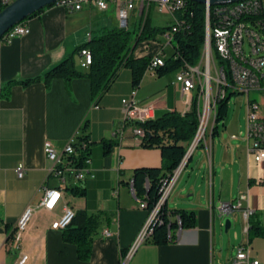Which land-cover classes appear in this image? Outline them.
I'll list each match as a JSON object with an SVG mask.
<instances>
[{
  "label": "crops",
  "instance_id": "obj_1",
  "mask_svg": "<svg viewBox=\"0 0 264 264\" xmlns=\"http://www.w3.org/2000/svg\"><path fill=\"white\" fill-rule=\"evenodd\" d=\"M59 5L55 3L25 20L30 27L28 35L0 44V264H14L22 253L29 256L27 264H120L149 215L140 207L131 186L133 171L160 168L162 156L157 149L142 147L132 126L123 138L115 136L124 118L122 100L133 91L131 71L124 73L128 68L121 70L98 102L91 98L86 78L73 79L69 88L63 79H54L49 86L42 81L26 87L15 83L42 77L73 54L79 67L78 47L105 30L119 28L114 6L106 11L93 5L68 11ZM140 21L133 13L130 29L137 30ZM165 38V43L158 38L138 43L133 56H154L163 51L167 57L172 43L168 34ZM147 77L144 75L136 98L142 104L154 105L155 118L166 112L184 114L190 110L176 76L165 85L155 82V88L148 87L144 81ZM10 83L14 84L5 98ZM215 125L213 118L206 139L182 165L165 203L170 210L193 211L196 226L181 230L175 243L157 246L145 240L129 264H233L237 249L243 245L249 246L252 259L264 264V237L249 242V218L245 216V210H253L251 217L264 226V163L258 166L248 156L246 116L228 115L213 133ZM78 131L86 133L93 143L92 175L81 184L86 190L83 197L72 194L71 189L81 186L72 179L62 186L49 175L51 163L44 153L46 140L63 150ZM103 139L115 142L108 155L104 154ZM20 164L25 169L23 178L16 173ZM47 187H60L63 192L53 211L38 207ZM241 195L246 196L242 208L220 218L221 205L236 203ZM27 206L36 211L17 249L9 237ZM67 206L75 212L99 215L87 261L79 258L75 243L65 241L63 230L51 228ZM227 220L230 228L226 237ZM106 230L111 233L109 237L104 236Z\"/></svg>",
  "mask_w": 264,
  "mask_h": 264
},
{
  "label": "built area",
  "instance_id": "obj_2",
  "mask_svg": "<svg viewBox=\"0 0 264 264\" xmlns=\"http://www.w3.org/2000/svg\"><path fill=\"white\" fill-rule=\"evenodd\" d=\"M13 0H0L1 6ZM95 6L99 10L106 11L110 6L116 9L119 28L128 29L131 26L133 13L140 18L144 10L150 6H157L159 12H167L171 16L176 9L183 7L181 0H61V7L68 11H80L86 6ZM178 24V22H177ZM177 31V26L173 27ZM30 33V27L17 26L14 32L0 44L10 43L16 37L26 36ZM171 41L170 36L168 35ZM81 60L79 67L88 70L92 64L93 56L88 48L80 52ZM165 55L159 51L151 56V61L146 69L145 75L156 77V69L163 66ZM176 82L182 85V92L190 109L196 104L199 126L196 137L189 147L192 154L199 143L206 139L212 117L217 114L218 102L227 95L244 94L247 96L246 112V142L248 156L256 165L264 163V2L244 6L243 10H235L234 7H220L219 11L206 12L205 20V42L201 59L198 65L187 67L178 71ZM136 89H133L128 98L122 100L124 118L115 132L116 137L123 138L128 126H132L134 136L142 141L146 131L135 123H144L155 119L154 105L152 103L142 104L136 98ZM260 94V101L252 100L250 94ZM95 108H99L96 104ZM78 131L69 139L63 150L49 140L44 143V153L51 163L49 175L57 178L61 185H65L68 179L76 184L82 183L90 171L91 159L85 158L83 165L79 167L75 158L79 152L85 149V143L79 142ZM73 157L74 160H69ZM182 168H177L169 179L165 180L161 188V198L158 206L149 212L148 218L133 246L122 256L120 264H129L136 249L147 239L148 226L151 222H158L157 214L163 205V200L169 196L172 188L177 182ZM17 177L23 178L25 169L20 164L16 169ZM63 195L60 187H47L44 197L39 204L48 211H53ZM246 199L241 195L236 203L222 204L220 214L232 213L242 208V202ZM140 207L146 209V203L140 201ZM35 207L27 206L18 219L11 240L15 248L19 249L21 241L33 215ZM253 210H245V216L250 218ZM75 217V211L67 206L64 215L52 223L53 230H64L71 225ZM109 231L104 232L109 237ZM29 256L22 253L14 264H27ZM233 264H261L250 256L249 246L243 245L237 249Z\"/></svg>",
  "mask_w": 264,
  "mask_h": 264
},
{
  "label": "trees",
  "instance_id": "obj_3",
  "mask_svg": "<svg viewBox=\"0 0 264 264\" xmlns=\"http://www.w3.org/2000/svg\"><path fill=\"white\" fill-rule=\"evenodd\" d=\"M183 5V7L173 12V21L166 27H153L149 14L145 19H141L137 30L113 28L105 30L100 36L89 39L86 44L76 50L78 54L84 48L91 51L93 61L88 70L77 66L73 54L54 65L42 77H34L15 83L26 87L32 83L42 81L49 86L52 80L63 79L69 88L73 79L86 78L90 81L91 98L98 102L117 80L121 70L128 68L131 71L132 87L137 90L144 78L151 56L136 58L133 56L134 48L140 42L156 41L159 34H168L173 48L171 54L165 57L164 65L156 69V77H163L170 72L196 66L201 59L205 42V5L191 1L183 2ZM48 7L40 10L35 15L40 14ZM3 9L4 7L0 4V12ZM175 26H177V31H173ZM3 40L2 38L1 41ZM13 84L10 83L9 87L5 89V98L9 97ZM231 96L229 94L218 102L215 117L217 125L224 123L228 117ZM135 125H139L146 131V136L141 141L142 147L157 149L162 156V166L160 168L141 167L133 171V191L139 201L146 203V210L150 212L160 202L163 182L169 179L185 160L187 151L196 137L199 126L196 104H194L193 109L184 114L175 111L166 112L158 118L144 123H135ZM217 125H215L213 133H216ZM78 139L79 142L85 143V149L79 152L77 159L75 158L76 164L81 167L85 158L91 159L90 154L93 143L89 140L88 135L82 131ZM101 143L105 155H108L115 145L114 141L105 139ZM69 160H74V158L68 157ZM71 191L76 196L83 197L86 195V190L82 185L71 189ZM157 217L158 222L153 225L152 232L146 239L157 246L175 243L181 230L196 226V215L193 211L185 209L170 210L166 204L160 206ZM98 226L99 215L88 214L85 210H78L75 212L71 225L63 230L65 241L77 245L78 256L83 261L90 258L91 237ZM263 237L264 226L261 225L259 220L250 217L249 242H252L255 238ZM9 238H11V235Z\"/></svg>",
  "mask_w": 264,
  "mask_h": 264
},
{
  "label": "water",
  "instance_id": "obj_4",
  "mask_svg": "<svg viewBox=\"0 0 264 264\" xmlns=\"http://www.w3.org/2000/svg\"><path fill=\"white\" fill-rule=\"evenodd\" d=\"M59 0H15L10 5L6 6L0 12V40L4 36V34L11 29L13 26L29 19L33 15H35L40 10L54 5ZM191 1L200 5H210V6H217V5H224L228 3H237L244 0H186ZM189 150L187 151L185 157V164L187 160L191 157ZM132 186V183H131ZM167 198L163 200L165 204ZM231 213L220 214L219 217H223L226 215H230ZM230 228V221L227 220L225 224V232H227Z\"/></svg>",
  "mask_w": 264,
  "mask_h": 264
},
{
  "label": "rangeland",
  "instance_id": "obj_5",
  "mask_svg": "<svg viewBox=\"0 0 264 264\" xmlns=\"http://www.w3.org/2000/svg\"><path fill=\"white\" fill-rule=\"evenodd\" d=\"M111 10H113V6H111ZM149 14L151 17V25L153 27L163 28L172 23L171 15L167 12H159L158 7L156 5L150 6L148 10H144L142 17L140 19H145V17ZM131 30L134 31L133 27H131ZM157 38L163 43L167 41L165 38V35L163 34H159ZM171 51H172V45L169 46L167 49L168 54L171 53ZM124 73H130V70H124ZM176 74H177V71H173L163 76L160 79L154 78L149 75V77L145 78L144 81L146 80L148 82V87L155 88L156 87L154 86L155 82L165 85V82H168L171 79L175 78ZM261 96L264 99V95H261ZM250 98L252 100L260 101V94L256 92H252L250 94ZM246 112H247V96L244 94L232 95L229 100V114L228 115H242L245 117ZM212 120H213V117H212ZM220 128L222 129L223 126L221 125ZM224 233L226 237L229 234L226 232Z\"/></svg>",
  "mask_w": 264,
  "mask_h": 264
},
{
  "label": "bare ground",
  "instance_id": "obj_6",
  "mask_svg": "<svg viewBox=\"0 0 264 264\" xmlns=\"http://www.w3.org/2000/svg\"><path fill=\"white\" fill-rule=\"evenodd\" d=\"M15 0L6 3V5H4V8L8 5H10L11 3H13ZM186 0H181V4H183V2H185ZM264 0H244L241 2H237V3H228V4H224V7H234L235 10H243L244 6H249L250 4H255V3H263ZM57 4L61 5V0L56 2ZM220 7H223V5H217V6H210V5H205V11L206 12H212V11H219ZM213 8V9H212ZM17 26H28V24H25V22H21L15 26H13L11 29H9L4 36L2 37L4 40L7 38V36H10L11 32H14V29H17ZM1 41V40H0ZM185 164V160L182 162V164L179 166V168L182 167V165ZM157 222H151L150 226H148V236L151 234L152 229H153V225L156 224Z\"/></svg>",
  "mask_w": 264,
  "mask_h": 264
}]
</instances>
